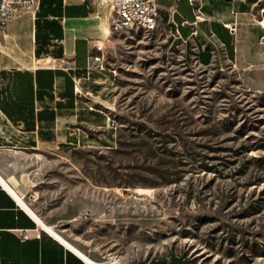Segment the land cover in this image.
Listing matches in <instances>:
<instances>
[{
  "label": "rangeland",
  "instance_id": "obj_1",
  "mask_svg": "<svg viewBox=\"0 0 264 264\" xmlns=\"http://www.w3.org/2000/svg\"><path fill=\"white\" fill-rule=\"evenodd\" d=\"M116 147L0 158L95 261L264 264V73L202 68L160 30L111 32Z\"/></svg>",
  "mask_w": 264,
  "mask_h": 264
},
{
  "label": "crops",
  "instance_id": "obj_2",
  "mask_svg": "<svg viewBox=\"0 0 264 264\" xmlns=\"http://www.w3.org/2000/svg\"><path fill=\"white\" fill-rule=\"evenodd\" d=\"M158 5V30L198 66L264 73V0H158ZM115 17L111 0H40L37 11L14 16L8 35L0 34V158L116 147L115 74L104 61ZM100 55L103 61L95 62ZM21 200L25 203L0 169V264H88ZM21 231L31 238L22 240ZM187 262L185 255L170 252L136 264Z\"/></svg>",
  "mask_w": 264,
  "mask_h": 264
},
{
  "label": "built area",
  "instance_id": "obj_3",
  "mask_svg": "<svg viewBox=\"0 0 264 264\" xmlns=\"http://www.w3.org/2000/svg\"><path fill=\"white\" fill-rule=\"evenodd\" d=\"M193 2V0H191ZM112 8L115 12V19L112 23V31L129 30L136 28L138 24H147V32L158 29L160 18V7L158 0H111ZM40 6V0H0V29L2 36L6 37L9 33L10 23L14 16L20 11L35 12ZM260 23H264V17ZM232 34L236 33V26L230 28ZM97 49L102 51V47ZM95 62H102L103 56L94 58ZM113 124L115 122L112 121ZM20 238L28 240L31 238L28 231H21ZM98 264H109L108 261H98Z\"/></svg>",
  "mask_w": 264,
  "mask_h": 264
},
{
  "label": "bare ground",
  "instance_id": "obj_4",
  "mask_svg": "<svg viewBox=\"0 0 264 264\" xmlns=\"http://www.w3.org/2000/svg\"><path fill=\"white\" fill-rule=\"evenodd\" d=\"M24 1H34V0H24ZM138 29H142L144 31H147V24H138ZM0 34H2V29H0ZM22 204L32 213V215L38 220V222L48 231L50 232L54 237H56L59 241H61L64 245H66L68 248L73 250L76 254H78L83 260H85L88 264H98V261H95L91 257H89L86 253H84L82 250H80L77 246H75L73 243L65 239L62 235H60L54 227L46 224L43 222L30 208L21 200ZM109 264H111L109 262Z\"/></svg>",
  "mask_w": 264,
  "mask_h": 264
}]
</instances>
